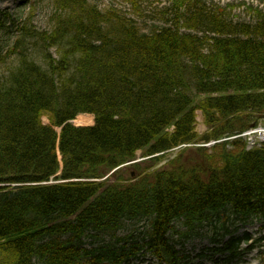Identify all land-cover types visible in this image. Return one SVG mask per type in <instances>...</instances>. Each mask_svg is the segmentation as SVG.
Here are the masks:
<instances>
[{
	"label": "trees",
	"instance_id": "obj_1",
	"mask_svg": "<svg viewBox=\"0 0 264 264\" xmlns=\"http://www.w3.org/2000/svg\"><path fill=\"white\" fill-rule=\"evenodd\" d=\"M53 2L50 31L16 24V61L0 77V264H131L144 247L183 264L171 233L187 241L212 226L220 244L229 224H264V147L236 139L187 147L160 169L120 168L139 151L238 135L264 119V11L247 6L249 21L234 22L225 9L171 0L174 22L143 32L112 7ZM10 19L0 11V29ZM81 114L94 125L73 126ZM126 223H145L143 245L133 232L84 247ZM238 244L215 250L234 257Z\"/></svg>",
	"mask_w": 264,
	"mask_h": 264
},
{
	"label": "rangeland",
	"instance_id": "obj_2",
	"mask_svg": "<svg viewBox=\"0 0 264 264\" xmlns=\"http://www.w3.org/2000/svg\"><path fill=\"white\" fill-rule=\"evenodd\" d=\"M89 4L95 5L100 11L113 8L121 12L124 16L132 19L143 32H148L154 27H161L168 23L170 25L174 22V14L171 10V0H137V7L132 6L127 0H87ZM205 4L206 8L214 7L215 9H225V13L234 22L249 21V16L245 7L258 8L264 11V0H198ZM55 10L53 0H0V11L6 12L11 19L5 21V27L0 29V77L5 76L7 71L16 61V54L9 53L16 40V24L29 22L37 31H50L54 25L53 12ZM2 17V16H1ZM3 19V18H2ZM184 31V30H181ZM34 59L41 62L42 54L34 50ZM54 56V50H51ZM43 123L47 124L48 119L42 118ZM81 126V125H77ZM85 126V125H83ZM196 131L202 135L206 131L203 124V118L197 112ZM177 152H169L165 155L163 160L156 166L150 160L145 161L142 166L150 167L152 169H160L170 159H172ZM138 155L141 157L140 152ZM132 169L127 168V171ZM135 173V172H134ZM135 176V174H134ZM264 224L259 221H252L243 223L237 221L229 224L228 230L230 234L223 239L222 243L215 245L212 238L217 237V232L220 230H213L212 226H206L200 231L199 236L183 241L178 234L171 233L170 239L175 243V249L182 256L187 258L183 264H263L264 255ZM145 223L139 225L126 223L116 234H101L98 239H92L89 236L84 237V247H96L100 245L116 244L117 238H123L127 235H135V240L143 245ZM220 226V223L217 224ZM179 231L184 228L177 226ZM248 236L249 240L246 245L239 243L237 245V252L234 257L226 252L213 251L216 247H222L223 243H227L231 237L236 240L244 241V237ZM146 241V240H145ZM118 245V244H117ZM252 246L250 249L249 247ZM248 248V250H247ZM144 247L141 251V257L134 260L132 264H160L156 258L147 253Z\"/></svg>",
	"mask_w": 264,
	"mask_h": 264
},
{
	"label": "bare ground",
	"instance_id": "obj_3",
	"mask_svg": "<svg viewBox=\"0 0 264 264\" xmlns=\"http://www.w3.org/2000/svg\"><path fill=\"white\" fill-rule=\"evenodd\" d=\"M74 123L76 125H89L92 123V120L90 117L88 116H79L75 121Z\"/></svg>",
	"mask_w": 264,
	"mask_h": 264
}]
</instances>
